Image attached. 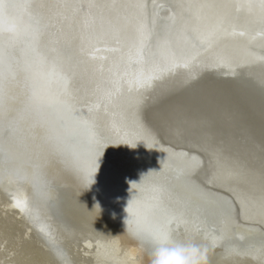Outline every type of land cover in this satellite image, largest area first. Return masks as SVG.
Wrapping results in <instances>:
<instances>
[{
    "label": "water",
    "instance_id": "water-1",
    "mask_svg": "<svg viewBox=\"0 0 264 264\" xmlns=\"http://www.w3.org/2000/svg\"><path fill=\"white\" fill-rule=\"evenodd\" d=\"M18 2L30 5L28 11L18 9L17 14L23 24L32 23L38 29L39 39L30 42L21 36L5 52V62L0 65L5 76L4 94L0 97V191L10 201L17 192L27 194L26 206L19 208L22 219L26 221L25 217L35 224L34 231L49 242L36 229L40 223L47 224L42 207L63 233L80 230L74 229L70 215L92 221L97 231L103 230L95 218L100 217L98 211L128 232L131 230L137 243L150 255L155 243L147 238V232L137 234L136 225L125 223L128 217L125 209L131 200L137 199L142 228L156 229L171 222V235L176 241H193L211 247L206 264L241 253L251 254L257 262L253 264H264V227L257 225L258 230L242 232L241 223L242 216L254 217L264 212V208L254 214L252 200L243 196L244 189L233 183H222L216 177L221 170L220 159L224 157L230 165L224 170L231 182H237L232 175L233 168L247 170V161L243 158L246 151L239 154L238 146L250 145L264 154V70L236 68L240 62L250 60L244 45L215 41L213 53L202 58L193 70L155 83L149 89L152 91L147 100L141 103L145 93L129 92L130 82L140 73L204 49L207 41L202 38L206 33L195 21L187 20L188 10H174L172 5L177 1L166 0L164 8L177 13V26L171 27L161 16L162 10L152 6L141 9L139 17L143 20L146 17L150 26L148 33L141 34L145 38L141 44L135 39L139 30L129 21L122 22L117 32L114 25L108 26L113 30L92 27L85 32L74 21L80 19L71 16L70 0ZM124 3L128 12L133 13L131 4ZM59 17L66 20L64 27L57 33L51 31L47 39L38 20H60ZM68 20L73 21L67 25ZM115 20L125 19L117 15ZM114 33L130 39L125 54L110 56L104 63L88 60L87 53L95 44L112 42ZM141 48L142 58L136 54ZM128 52L135 53V61L122 69L119 63ZM53 61L57 72L71 77L69 102L75 119L67 116L63 108L47 104L29 106L34 89L45 99L64 98L58 90L63 81L53 72ZM225 64L236 71L235 78L211 74L223 69ZM193 76L197 79L192 80ZM83 104L90 108L84 105L78 110V105ZM171 109L177 110L173 113L176 117L211 118L214 132L233 135L220 136L209 144L197 139L205 153L176 148L162 138L159 131L162 126L157 120L160 118L172 125L175 116H169ZM156 111L163 113L158 116ZM123 139L136 140V146L121 142ZM97 140L108 143L99 158L94 182L86 186L83 177ZM224 144L226 147L221 146ZM132 182L139 183L133 185L142 186L143 192H137L133 185L131 188ZM217 183L230 186L235 192L238 190L244 206L231 193L213 186ZM78 187L86 188L94 203L85 202L76 190ZM65 250L66 247L58 244L54 251L61 256Z\"/></svg>",
    "mask_w": 264,
    "mask_h": 264
},
{
    "label": "bare ground",
    "instance_id": "bare-ground-1",
    "mask_svg": "<svg viewBox=\"0 0 264 264\" xmlns=\"http://www.w3.org/2000/svg\"><path fill=\"white\" fill-rule=\"evenodd\" d=\"M31 1L33 2L34 0ZM124 2L133 5L139 2V0H116L115 5L117 7L114 5L113 0H70L71 4L69 3L68 7H70L71 16L80 19L74 21H76L85 32L92 27L99 30L104 27L113 30V27H108L112 25H114L116 29L115 32H117L120 24L122 22L124 24L126 21H129L138 29V22L143 20L139 17L141 9L133 8V13H129L125 8L127 7V4ZM146 2L148 6L152 7H154V4H162V8L156 9L162 10L161 16L170 22L171 27L177 26L173 12L169 10L170 8H164L166 0H146ZM191 2H202V0H191ZM26 10L28 11V8ZM188 11L187 20L195 21L198 28L202 29L205 33L221 22V13L218 9L198 10L192 8ZM113 12L116 14L113 15ZM228 14V22L225 24V27L229 30L228 34L222 33L217 35L210 44L206 42L204 44L205 46L203 45V50H200L198 53L183 54L177 60L191 59V57L196 56L197 60L200 61L202 58L209 56L210 53H213L215 41H227L230 43L238 42L244 45L245 54H247L248 57L250 56V60L248 61V59H246V62H240L236 68H251V70L260 68L264 70V62L259 59L260 57H264V27L261 26L258 17L255 14L249 15L243 11L238 13L234 7L228 9ZM117 15L125 20L114 21ZM28 16L29 18H32L33 15L29 14ZM60 17L58 19H60ZM38 21L39 23L41 22L40 28H43L42 34H44L47 39L50 37L51 31L54 32L55 30L56 33L60 32V29L64 27L66 22V20L61 19L49 20V18L48 20L44 18L41 20L40 18ZM70 21L72 22L73 20H68L67 25ZM144 21L147 22L146 17L144 18ZM73 26L75 27V25ZM232 27L238 32L244 31L245 35H231L230 32ZM120 34L121 33H114L112 42L110 43L101 42L95 44L92 50L87 53L88 60L104 63L110 60V56L123 54L125 49L129 47L128 42L130 39L127 35L122 37ZM135 39L141 44L142 42H145V38H141L140 31L137 32ZM73 40L75 41L74 37L71 38L72 42ZM97 49H99V51H97ZM133 54L135 53L128 52L127 55L121 58L122 60L119 63V66L122 69L126 67L125 65L130 66V64L135 61L133 60ZM158 57L161 58L162 56L159 55ZM173 60L174 59H172V61ZM225 65L223 69L214 70L211 74L224 79L235 78L236 71L232 69V66ZM218 66L219 65L216 67ZM183 71L187 70L180 69L172 76L163 80L169 79L175 75L177 76ZM143 73H148V71L144 70ZM117 75H120V73H117ZM13 84H16V82ZM149 89L150 88H137L130 84L129 92L131 93V90H136L137 95L145 93L140 100V102L143 103L147 100L152 91ZM58 90L62 95L63 85H60ZM84 105L88 106V109L90 108L89 105L83 104L78 105V110ZM167 108L168 105H165V110H167ZM170 111L172 112H169V116H175L173 119L175 122L172 125L171 123H169V125L166 124L160 118L157 120L160 121L158 125L162 126V131L159 130L162 133V138L164 137L168 143L173 144L176 148L205 153V151L198 146L197 139L209 144L217 141L220 136L226 137L233 135L231 132H227L230 134L226 136L220 134V132H214L213 129L215 126H212L211 118H209V120L206 118L197 120L194 117H186L183 115L176 117L173 113L177 110L171 109ZM154 113L160 116L163 112L156 111ZM219 122L225 121L219 120ZM167 126H169V128ZM215 143L210 145L214 146ZM221 146L226 147L225 144ZM249 148L250 145H244L242 147L238 146L237 151L241 155L246 151V155H244L243 158L247 161V170H241L240 167H235L233 168V171H235L233 172L234 174H232V170L229 171L234 175V178L237 179V182H231V178L228 177L226 170H224L225 166L228 168L230 166H228L226 157L220 159V156L221 170L216 177L222 183H233L244 189L246 195L243 196L252 200L253 212L255 214L257 211L262 210L260 208H264V154H262L261 150L258 148ZM226 153L231 154L230 151H227ZM65 172L67 175L68 172ZM216 172H218V170H216ZM213 186L218 187L219 190L227 191L229 194L231 193L237 198L242 207L244 206L243 201L237 193L238 190L235 192L230 186L227 188L221 186L220 183H217V185L213 184ZM76 190L80 191V197L85 202H89L88 204L94 203L93 196L90 195L91 193L86 188L83 187L81 189L78 187ZM10 193L11 192L8 194L11 195ZM13 195V201H10V199L6 198L0 191V264H151L150 255L147 254L146 250L142 248L139 243H137L132 236L134 233L131 230L128 232L126 228L121 226V224L112 222L106 216H101V213L98 211H96V213H98L100 217L95 216V218L99 219L97 223H101L100 227H102L103 230L97 231L94 222L92 221L88 222L80 217L70 215L73 220L72 222L76 227L74 229L80 230H71L69 233H63L54 226L56 224L52 222L47 210L42 207L43 210L41 213L47 224L40 223L38 226L36 225V229L48 238L49 242H47L44 237H39L37 232L34 231L33 226L35 224L29 222L25 217L24 219L26 221L22 219L23 214H21V210L16 207V199L25 202L27 194L17 192ZM16 211L18 214H14ZM63 214H66V212ZM250 216L251 215L247 214L244 217L242 216V232L244 230H258L255 228L257 225L264 227V212H259L254 215V217ZM240 230L241 229L239 228V231ZM194 243L196 244V242ZM58 244L66 247L65 253L61 254V256L54 251ZM196 245L201 249L206 250L205 259L202 261V264H206V259H209L207 256L212 252L211 247L207 246V244ZM63 255H66V258H63ZM255 262L256 261L251 254L241 253L235 256H224L214 264H253Z\"/></svg>",
    "mask_w": 264,
    "mask_h": 264
},
{
    "label": "snow or ice",
    "instance_id": "snow-or-ice-1",
    "mask_svg": "<svg viewBox=\"0 0 264 264\" xmlns=\"http://www.w3.org/2000/svg\"><path fill=\"white\" fill-rule=\"evenodd\" d=\"M30 5L27 3L21 4L18 0H0V65H3L5 62V52L13 47L16 42H18L21 36H25L29 39L30 42H37L39 39V31L33 27L32 23L23 24L20 16L17 14L18 9H27ZM130 7L146 10L148 4L146 0H139V2L130 5ZM156 8H162V4H154ZM234 7L235 10L239 12H245L249 15L255 14L262 27H264V0H202V2L193 3L191 0H177V3L172 5L174 10H190L196 8L198 10L203 9H218L221 13V22L208 30L202 39L206 40L209 44L216 38L219 34H228L229 30L225 27V24L228 22V9ZM177 13L173 11V16ZM138 30L141 34H146L150 31V26L144 21L140 20L138 22ZM231 35H240L244 36V31H237L234 27L231 28ZM166 43V41H165ZM3 45H7L5 48ZM36 49L33 48V51ZM99 51V49H97ZM137 56H143L142 48L137 51ZM264 62V57L259 58ZM199 61L196 56L191 57V59L177 60L174 59L169 65L160 66L154 65L152 70L148 73L139 74L133 81L130 83L141 89H148L154 86L155 83L162 81L165 78L172 76L176 71L183 69L191 71L193 70ZM53 72H55L60 79L63 81V93L61 97L56 98H47L43 97L35 89L32 91L31 96L29 97V106L32 105H44L55 106V108H63L67 116L75 119L72 116V106L70 104L71 99V77L66 75L62 71H56V64L53 61ZM197 79L196 76L192 77V80ZM4 72L0 70V97L4 94ZM63 123V121H61ZM140 141L147 144V140L141 138ZM121 142L126 144H131L133 147L136 146L137 141L133 139H123ZM106 141L97 140L95 146L90 151L91 162L88 168L85 171L83 177L85 185H90L94 182V173L96 172L99 158L101 157L104 148L107 146ZM151 146V145H149ZM137 189V192L142 193V186L133 185ZM16 207L23 209L26 205L25 202L16 199ZM139 207V200L133 199L130 201L129 212L130 216L128 219L129 225H136V233L144 234L147 232V238L150 239L155 244H163L168 241L173 229L171 227V222L168 224L162 225L156 229L145 230L141 226V217L138 214L137 208Z\"/></svg>",
    "mask_w": 264,
    "mask_h": 264
},
{
    "label": "clouds",
    "instance_id": "clouds-1",
    "mask_svg": "<svg viewBox=\"0 0 264 264\" xmlns=\"http://www.w3.org/2000/svg\"><path fill=\"white\" fill-rule=\"evenodd\" d=\"M133 184H139L132 182ZM130 202L125 211L128 213L127 221L130 216ZM206 250L198 247L194 242H179L170 235L167 242L154 244L150 253L151 264H202L205 259Z\"/></svg>",
    "mask_w": 264,
    "mask_h": 264
}]
</instances>
